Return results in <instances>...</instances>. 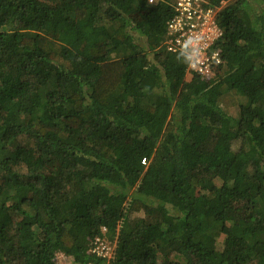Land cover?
Wrapping results in <instances>:
<instances>
[{"label": "trees", "instance_id": "1", "mask_svg": "<svg viewBox=\"0 0 264 264\" xmlns=\"http://www.w3.org/2000/svg\"><path fill=\"white\" fill-rule=\"evenodd\" d=\"M205 1L212 78L175 0H0V264H264V0Z\"/></svg>", "mask_w": 264, "mask_h": 264}, {"label": "built area", "instance_id": "2", "mask_svg": "<svg viewBox=\"0 0 264 264\" xmlns=\"http://www.w3.org/2000/svg\"><path fill=\"white\" fill-rule=\"evenodd\" d=\"M153 0H149L152 3ZM174 16L166 24V48L172 53L186 52L190 57L189 71L200 76L213 77L212 66L221 61L209 50L222 31L216 21V12L204 8L205 0H175ZM145 164V160L142 161ZM104 231V230H103ZM90 252L97 257L110 258L114 245L96 239Z\"/></svg>", "mask_w": 264, "mask_h": 264}, {"label": "rangeland", "instance_id": "3", "mask_svg": "<svg viewBox=\"0 0 264 264\" xmlns=\"http://www.w3.org/2000/svg\"><path fill=\"white\" fill-rule=\"evenodd\" d=\"M248 9H249V12L251 14H253L254 12L257 11L258 5L252 4V6L250 8H248ZM134 218H142V214L135 215ZM70 261L71 260L69 258L65 259V257L62 256V255H58L57 258H56V264H71Z\"/></svg>", "mask_w": 264, "mask_h": 264}, {"label": "clouds", "instance_id": "4", "mask_svg": "<svg viewBox=\"0 0 264 264\" xmlns=\"http://www.w3.org/2000/svg\"><path fill=\"white\" fill-rule=\"evenodd\" d=\"M112 245H114V244H112ZM114 247H115V245H114ZM113 253H114V252H113ZM58 255H62V254H61V253H58V254L56 255V258H57ZM62 256H64V255H62ZM64 257H65V256H64ZM65 259H68V258L65 257ZM69 259H70V258H69ZM70 260H71L70 263L72 264L73 261H72V259H70ZM55 264H56V259H55Z\"/></svg>", "mask_w": 264, "mask_h": 264}]
</instances>
